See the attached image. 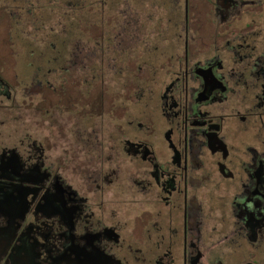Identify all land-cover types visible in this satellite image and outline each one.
Segmentation results:
<instances>
[{
    "label": "flooded vegetation",
    "instance_id": "obj_1",
    "mask_svg": "<svg viewBox=\"0 0 264 264\" xmlns=\"http://www.w3.org/2000/svg\"><path fill=\"white\" fill-rule=\"evenodd\" d=\"M245 1L209 0L215 24L240 33L234 46L244 54L228 52L226 30L211 46L183 40L173 76L155 94V135L150 122L134 121L123 135L101 137L96 108L87 126L59 101L66 80L49 88L53 74H72L81 54L89 64L96 48L76 42L75 59L54 70L44 55L25 83L0 43V264H261L264 141L255 124L264 50L242 44L264 32V9ZM215 196L229 200L230 216L212 205Z\"/></svg>",
    "mask_w": 264,
    "mask_h": 264
},
{
    "label": "rangeland",
    "instance_id": "obj_2",
    "mask_svg": "<svg viewBox=\"0 0 264 264\" xmlns=\"http://www.w3.org/2000/svg\"><path fill=\"white\" fill-rule=\"evenodd\" d=\"M256 1L264 9V0H255V5ZM28 12L31 18L34 17L30 23L22 21L24 16L28 17ZM36 18L39 23L35 22ZM26 26L29 32L23 34ZM217 27L209 0H0L1 53L20 79L26 77L25 83L28 74L37 72L36 66L43 62L44 55L48 68L54 70L59 62L70 61V51L75 50L76 42L85 46V51L91 47L97 49L89 64H82L83 54L76 56L79 64L74 65L72 74L69 70L63 71L58 80L53 74L49 88L66 80V83L62 82L65 94L59 98L67 105L64 110L70 115L78 114L79 121L91 126L95 120L92 108H96L99 134L104 138L111 136L109 132L123 135L125 129L134 126V121L146 125L150 122V132L153 135L160 133L162 127L155 94L173 76L174 62L183 50L182 41H187L188 48L192 49L211 46L218 41L217 33L226 30L228 45L240 44V33L236 34L228 27ZM123 29L130 37L128 44H125ZM247 36L243 48L249 43L254 45V51L264 50V32ZM235 46L228 52L243 55L244 51ZM31 49L33 53L30 54ZM45 94L46 102L55 103V92L46 90ZM245 95L248 104L258 103L252 95ZM257 110L259 117L255 127L259 140L264 141L263 100ZM123 115L132 117V123H125ZM244 142L245 138L238 139V143L243 145ZM160 143L156 146L164 156L166 150ZM228 201L217 196L210 199L221 215L230 216V212L225 211ZM258 255L264 264L262 248Z\"/></svg>",
    "mask_w": 264,
    "mask_h": 264
}]
</instances>
